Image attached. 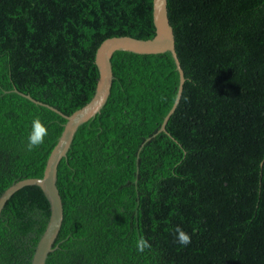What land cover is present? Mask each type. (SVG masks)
<instances>
[{
	"label": "trees",
	"instance_id": "obj_1",
	"mask_svg": "<svg viewBox=\"0 0 264 264\" xmlns=\"http://www.w3.org/2000/svg\"><path fill=\"white\" fill-rule=\"evenodd\" d=\"M166 13L184 79L164 129L169 51L113 50L106 100L56 166L43 264H264V0H166ZM153 33L151 0H0V192L41 175L64 121L45 104L68 114L91 96L97 44ZM34 117L48 135L29 151ZM48 213L36 184L5 199L0 264H29Z\"/></svg>",
	"mask_w": 264,
	"mask_h": 264
},
{
	"label": "water",
	"instance_id": "obj_2",
	"mask_svg": "<svg viewBox=\"0 0 264 264\" xmlns=\"http://www.w3.org/2000/svg\"><path fill=\"white\" fill-rule=\"evenodd\" d=\"M151 20L154 33L150 37L141 38L126 34L111 35L103 38L97 44L93 54V62L97 69V76L91 96L83 104L73 109L68 114L62 113L49 104H45L64 116V121L55 142L45 158L41 175L17 179L0 192V208L5 199L15 189L24 184L38 185L47 199L49 213L45 225L34 245L29 264H43L47 252L52 249L51 243L56 235L62 218L61 199L55 185L56 166L58 160L65 154L68 148L76 126L95 114L106 100L112 77L109 59L113 50L124 49L145 53L161 52L164 50L169 51L177 70L178 81L173 101L158 127V129H164V122L179 98L184 77L174 49L173 32L166 13V0H151ZM21 94L34 102L42 103L27 93L21 92Z\"/></svg>",
	"mask_w": 264,
	"mask_h": 264
},
{
	"label": "clouds",
	"instance_id": "obj_3",
	"mask_svg": "<svg viewBox=\"0 0 264 264\" xmlns=\"http://www.w3.org/2000/svg\"><path fill=\"white\" fill-rule=\"evenodd\" d=\"M48 135L47 127L41 122L39 117H34L31 122V129L27 137V148L29 151L44 143L45 136ZM175 240L181 246L191 243V236L180 226L173 229ZM146 248H151V244L143 236L136 241V250L143 253Z\"/></svg>",
	"mask_w": 264,
	"mask_h": 264
}]
</instances>
